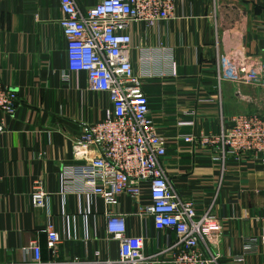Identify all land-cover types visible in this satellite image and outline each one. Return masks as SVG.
<instances>
[{"label": "crops", "instance_id": "obj_1", "mask_svg": "<svg viewBox=\"0 0 264 264\" xmlns=\"http://www.w3.org/2000/svg\"><path fill=\"white\" fill-rule=\"evenodd\" d=\"M77 2L85 9L95 0ZM60 16L58 0H0V77L17 92L16 110L5 117L6 132L0 135V263L30 258L25 247L34 240L43 260L85 259L97 250L109 258L118 255V241L107 239L100 198L60 192L71 141L83 123L100 120L111 108L107 94L88 92L84 73L73 82L61 80ZM133 32L140 47L160 50L162 64L175 62V76L165 68L168 76L146 79L143 86L149 115L167 138L163 164L174 189L199 211L212 205L221 219L217 264H264V229L256 221L264 205V164L244 157L228 158L222 166L212 149L182 140L218 132L236 114L264 116V90L214 78L216 53L243 56L249 65L264 59V0H177L174 18L157 27L136 23ZM139 56L132 51L136 72L143 71ZM36 177L50 193L43 208L29 200ZM121 205L134 209L128 198ZM49 220L62 238L57 256L45 245ZM128 224L131 233L144 236L146 252L174 238L137 216Z\"/></svg>", "mask_w": 264, "mask_h": 264}, {"label": "built area", "instance_id": "obj_2", "mask_svg": "<svg viewBox=\"0 0 264 264\" xmlns=\"http://www.w3.org/2000/svg\"><path fill=\"white\" fill-rule=\"evenodd\" d=\"M58 1V24L65 39L61 80L73 82L84 73L88 92L105 93L111 102L103 118L83 123L81 134L71 141L68 162L60 170V192L100 198L107 239L118 241V255L109 258L97 250L85 259L43 260L34 240L25 247L30 258L0 264H217L222 221L212 205L199 211L194 201L174 189L163 164L167 138L149 115L143 90L146 79L165 77V68L175 76V62L168 57L162 64L160 50L140 47L133 32L136 23L157 27L174 18L177 0H95L85 9L77 0ZM133 50L140 53L143 71L134 70ZM214 78L218 84L227 81L264 90V59L249 65L243 56L216 53ZM16 107L17 92L0 77V135L6 132L5 117ZM182 140L193 148L212 149L222 166L228 158L244 157L264 164V116L257 113L236 114L218 132L187 134ZM49 196L43 180L34 178L29 192L32 207H46ZM122 198L130 199L134 209H123ZM261 210L256 221L264 229V205ZM131 216L149 220L154 230L171 232L174 238L146 252L144 236L128 229ZM43 232L47 249L57 256L62 238L53 220Z\"/></svg>", "mask_w": 264, "mask_h": 264}]
</instances>
